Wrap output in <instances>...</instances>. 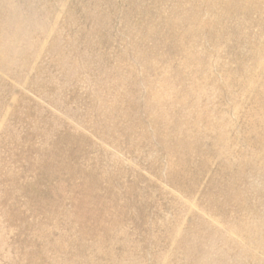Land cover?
Returning a JSON list of instances; mask_svg holds the SVG:
<instances>
[{"label": "rangeland", "instance_id": "obj_1", "mask_svg": "<svg viewBox=\"0 0 264 264\" xmlns=\"http://www.w3.org/2000/svg\"><path fill=\"white\" fill-rule=\"evenodd\" d=\"M0 264H264V0H0Z\"/></svg>", "mask_w": 264, "mask_h": 264}]
</instances>
